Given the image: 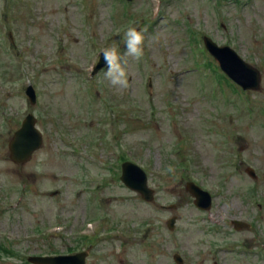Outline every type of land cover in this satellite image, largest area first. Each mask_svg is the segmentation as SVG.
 <instances>
[{
  "label": "rangeland",
  "instance_id": "1",
  "mask_svg": "<svg viewBox=\"0 0 264 264\" xmlns=\"http://www.w3.org/2000/svg\"><path fill=\"white\" fill-rule=\"evenodd\" d=\"M130 27L144 33L139 60L125 55ZM205 35L258 68L261 88L230 80ZM111 47L127 88L107 68L91 75ZM29 112L44 144L15 163L9 141ZM124 159L155 201L120 181ZM0 244V264L69 249H89L87 264H264V0H0Z\"/></svg>",
  "mask_w": 264,
  "mask_h": 264
},
{
  "label": "water",
  "instance_id": "2",
  "mask_svg": "<svg viewBox=\"0 0 264 264\" xmlns=\"http://www.w3.org/2000/svg\"><path fill=\"white\" fill-rule=\"evenodd\" d=\"M205 43L210 52L220 62L223 70L232 77L236 82L243 86L244 89L258 90L261 88V72L253 65L246 62L233 48L230 46H219L211 38L205 37ZM104 57L102 55L96 71L105 66ZM95 71V72H96ZM32 102H36V94L33 87L27 90ZM36 118L33 114H29L23 121L22 126L14 133L13 138L9 142L10 157L14 162L24 163L28 161L33 153L43 145V134L35 126ZM248 172L256 177L253 169L248 168ZM121 179L133 190L142 194L145 200H154V190L148 186L147 173L136 163L126 161L122 164ZM188 191L195 197V204L201 209H210L212 206L211 194L198 186L195 182L187 183ZM176 217L169 220V227L174 228ZM236 228L240 229L248 226L247 223L234 220ZM88 251H82L71 255L58 256H31L29 260L35 264H86ZM174 259L177 263L183 264L184 260L176 254Z\"/></svg>",
  "mask_w": 264,
  "mask_h": 264
},
{
  "label": "clouds",
  "instance_id": "3",
  "mask_svg": "<svg viewBox=\"0 0 264 264\" xmlns=\"http://www.w3.org/2000/svg\"><path fill=\"white\" fill-rule=\"evenodd\" d=\"M125 55L139 60L143 55L144 33L134 27H130L124 33ZM104 61L107 67L106 79L114 88H127L129 86L128 72L121 63L117 49L111 47L103 51ZM124 65L127 60H124Z\"/></svg>",
  "mask_w": 264,
  "mask_h": 264
}]
</instances>
